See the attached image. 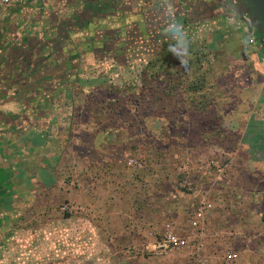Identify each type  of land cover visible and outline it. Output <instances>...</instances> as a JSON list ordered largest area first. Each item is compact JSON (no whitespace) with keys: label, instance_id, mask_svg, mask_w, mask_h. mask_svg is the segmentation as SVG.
Returning a JSON list of instances; mask_svg holds the SVG:
<instances>
[{"label":"crops","instance_id":"obj_1","mask_svg":"<svg viewBox=\"0 0 264 264\" xmlns=\"http://www.w3.org/2000/svg\"><path fill=\"white\" fill-rule=\"evenodd\" d=\"M244 15L235 0H0V254L12 238L22 246L12 264L23 254L30 259L25 264H73L66 255L90 250L95 261L98 249L102 261L128 264V241L143 243L144 221L126 211L133 173L122 161L144 144V132L167 124L133 127L111 119L108 107L81 104L110 82L104 68L114 54L140 68L185 49L188 37L198 39L215 78L234 86L227 94L247 92L252 102L241 143L249 153L234 157L232 166L264 169V159L251 154L264 149V43L253 26L258 40L249 43ZM67 200L92 205L96 216L64 214L59 206ZM233 223L254 230L236 234L233 243H246L243 251L254 256L264 252V219ZM85 233L93 246L74 247L75 236Z\"/></svg>","mask_w":264,"mask_h":264},{"label":"rangeland","instance_id":"obj_2","mask_svg":"<svg viewBox=\"0 0 264 264\" xmlns=\"http://www.w3.org/2000/svg\"><path fill=\"white\" fill-rule=\"evenodd\" d=\"M186 41L185 49H177L171 54L165 52L161 63L157 64L160 61L157 59L152 65L144 64L127 77L107 81L99 86V91L80 99L85 107H108L112 110L108 113L111 119H126L133 123V127L139 121L150 120V123L153 120L167 124L154 134L150 130L144 132V144L138 145L139 150L129 152L128 159L122 161L133 173L127 176L126 211L132 219L140 215L144 222L139 224L145 231L143 243L139 245L133 239L126 244L124 249H132L128 254V264H199L188 251L157 256L153 249L157 244V233L167 220H173L181 233L188 232L189 219L201 196H207L214 204L207 221L209 235L203 264H264L262 250H257L259 256H254L253 252L243 251L246 243L238 246L232 241L238 233L245 237L254 233L249 224H234L233 219L242 217L250 222H254L255 217L264 219V169L257 170L251 166L250 170L247 167L239 170L232 166L234 157L237 159L239 155L244 157V153H249L250 147L241 143L245 141L242 138L248 107H252L250 95L247 92L227 94L234 86L230 81H221V84L215 78L216 72L208 70L210 66L206 65V59L197 48L199 40L190 36ZM199 57L201 64L205 65L203 68H198L196 63ZM168 71L173 74L171 79ZM200 73L206 77L204 86L200 90L190 89V85L201 83L196 80L197 77L200 79ZM172 83L174 86L171 89ZM238 107H242L241 111ZM237 116L239 119L235 121ZM171 120L178 127L171 128ZM251 152L255 161L264 159V149H253ZM131 157L142 159V167L130 166L128 160ZM213 157L230 161L225 175L196 172L197 163ZM184 163L191 168L189 177L195 192L186 190L180 184L182 174L179 167ZM151 237L153 241H150ZM250 243V247L255 246V241ZM81 245L84 244L80 243L77 247ZM98 246L103 247V244ZM21 247L16 240L9 239L2 247L0 263L12 264L18 258L17 252ZM228 250L237 256L227 263ZM98 253L100 257H96L95 261H91V256L74 257L70 253L65 260L73 259V264H78L80 259V264H108L102 261V258L105 259L103 251L98 249Z\"/></svg>","mask_w":264,"mask_h":264},{"label":"built area","instance_id":"obj_3","mask_svg":"<svg viewBox=\"0 0 264 264\" xmlns=\"http://www.w3.org/2000/svg\"><path fill=\"white\" fill-rule=\"evenodd\" d=\"M2 3L8 5L10 0H2ZM245 22V28L247 35L249 36L248 41L252 45L257 44V37L250 23V17L246 14L243 17ZM190 160V159H187ZM142 159L131 157L128 160V164L133 167L140 168L142 167ZM230 167V161L228 159H221L213 157L206 162L197 163L196 172L201 174H207L212 172L218 176L225 175L228 172ZM182 174L180 179V184L188 191L195 192V187L193 182L190 180V166L188 163H184L179 167ZM61 212L67 215H79L82 219L90 221L93 217L96 216V210L90 204L81 203L78 201L67 200L61 203L59 206ZM214 209V204L207 196H201L197 201L196 206L194 207L191 217L189 219V230L187 233H181L173 220H167L157 234V244L153 252L157 256L168 255L173 252L183 250L188 251L191 257L199 264H203L206 260L205 257V247L206 240L209 235L207 229V221L209 219L212 210ZM74 243V247L78 244L91 245L93 244L89 241L88 234H77ZM84 242V243H82ZM78 243V244H77ZM75 252V251H74ZM126 254L132 252V249L127 247L124 249ZM92 250H90L87 256H92ZM85 255V254H84ZM237 256L236 253L228 250L226 252V262L228 263ZM30 260L29 257L22 255V261L19 264H25V261Z\"/></svg>","mask_w":264,"mask_h":264},{"label":"trees","instance_id":"obj_4","mask_svg":"<svg viewBox=\"0 0 264 264\" xmlns=\"http://www.w3.org/2000/svg\"><path fill=\"white\" fill-rule=\"evenodd\" d=\"M201 56H204V59L207 57V55H201ZM127 61H128V63H126V65L121 63V62H119L118 59H116V55L115 54L112 55L111 60L107 61V63H106L107 66H106V68H104V70H106V71H104V72H106L105 75H107V79H109L110 82L117 81L119 77H124L125 75L130 74L131 72H133L134 69L137 68V63L136 62H130V60H127ZM206 62H208L207 65L209 64V66H210V67H208V70L212 71L213 70L212 63L209 60H207V59H206ZM148 63L151 64V65L154 64V62H152V61H149ZM196 63H198V68L199 67L203 68L205 66V65L201 64L202 63L201 57L198 58V61ZM236 68H238L237 71H239V72L241 71L239 65H237ZM233 70H235V69L232 66L231 69H229V71L232 73ZM102 71H103V69H102ZM167 73H168L169 78H170V76L172 77L173 74L170 73V71H168ZM205 78L206 77H204V75H201V73H200V79H199V77H197L196 80L201 81V83L198 84V85H195V84L190 85L189 88L190 89H194V90L202 89V87L205 84ZM227 81L229 82L230 79H228ZM170 86H171V89H172V86H174V83H172Z\"/></svg>","mask_w":264,"mask_h":264},{"label":"water","instance_id":"obj_5","mask_svg":"<svg viewBox=\"0 0 264 264\" xmlns=\"http://www.w3.org/2000/svg\"><path fill=\"white\" fill-rule=\"evenodd\" d=\"M240 7V12L250 17L251 25L260 35L264 43V0H235Z\"/></svg>","mask_w":264,"mask_h":264}]
</instances>
